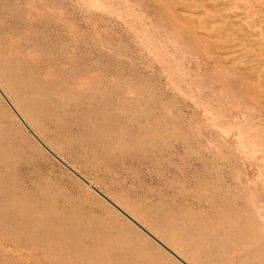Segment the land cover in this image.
<instances>
[{
    "label": "rangeland",
    "instance_id": "374dc122",
    "mask_svg": "<svg viewBox=\"0 0 264 264\" xmlns=\"http://www.w3.org/2000/svg\"><path fill=\"white\" fill-rule=\"evenodd\" d=\"M93 1L96 4L0 0V37L5 45L13 51L18 45L27 58L32 55L80 101L75 113L71 95L66 96L73 106L60 125L65 132L43 122H33V129L103 193L132 209L141 223L136 206L190 223L205 241L209 237L223 242L246 261L264 262L261 53L237 40L234 32L229 35L220 22L198 13L193 0ZM8 116L12 117L11 109L5 113L2 109L0 264H97L98 260L111 264L97 255L84 258L88 256L76 242L74 229L84 230L96 220L94 230L118 224L124 234L121 241L128 240L131 232L130 239L146 246L121 213L88 192L83 181ZM90 121L101 129L102 139L115 143L109 146L105 139L107 145L96 146L98 138L84 130ZM57 217L64 220L59 223ZM76 218L85 224L78 226ZM52 219L63 225L54 227ZM62 232L74 236L66 238ZM58 243L64 246L59 248ZM146 248V253L159 258Z\"/></svg>",
    "mask_w": 264,
    "mask_h": 264
},
{
    "label": "bare ground",
    "instance_id": "6f19581e",
    "mask_svg": "<svg viewBox=\"0 0 264 264\" xmlns=\"http://www.w3.org/2000/svg\"><path fill=\"white\" fill-rule=\"evenodd\" d=\"M92 2L94 4H96L93 0H92ZM125 2H127V1H125ZM160 2H161V0H160ZM173 2H177V1H173ZM179 2H180V0H179ZM193 3L196 5L195 7H196L198 13L201 12V14L204 13L206 16H210L212 19L211 21H213V23L215 21H217V23L220 22L223 25L221 27L224 28V30H228L229 35H230L231 31H232V33L234 32L235 35L236 34L239 35L237 38L236 37L235 38L237 40L239 38V41L243 40V43H246L247 46L248 45L253 46L251 48H253V50L255 48V51H258L256 53H261L260 55L263 57V58L261 57V59L262 60L264 59V0H193ZM188 6H189V4L187 5V7H185V9L188 8ZM192 7L194 8V6H192ZM104 8H106V7H104ZM183 10H184V8H183ZM171 12H173V11L170 10V15L172 14ZM188 13H190V12H188ZM198 13L195 12L196 15H198ZM175 14H176V12H175ZM195 14H193V15H195ZM180 15L181 14H179L178 16H180ZM172 16H173V14H172ZM182 17H185V16H182ZM172 18H174V17H172ZM177 18H179V17H177ZM182 19H184V18H182ZM179 20L180 19H178L176 21H179ZM181 21H183V20H181ZM202 24H204V23H202ZM203 28H207V27L203 26ZM214 28H212L213 31H214ZM193 34L195 35V33H193ZM204 34H206V32ZM234 34H231V35H234ZM208 35H206V36H208ZM214 37H216V36H214ZM229 38H231V37H229ZM240 39H242V40H240ZM13 40H16V38H14ZM234 41H236V40H234ZM229 43L231 44V41ZM243 43H241V44H243ZM237 44H238V41H236V45ZM8 45H5L3 37H0V56H1L0 57V104L2 105V107H4L7 110L11 109L12 117L14 119L13 121H15L14 124L16 123L17 125H20V127L23 126L26 130L28 129L30 131V134L36 138L37 142H39L49 153H51L56 159H58L70 171H72V173H74L81 181H83L85 183L86 187L88 188L87 191L90 190V191H93L94 193H96V195H99L93 189V188H96L102 194H104L118 209L116 207H114L111 203H109L108 201L107 202L110 205H112L119 213H121L126 221H129V222H127V223H129V226H127V227H129L130 230L132 229L133 231L134 230L137 231L138 237H140V239L145 243V245L148 246L149 248H151L152 250H154L156 252V254L159 255V258H158V256H157V258H155V254L153 256L151 253H149V254H148V252L146 253V251H145L147 249L146 246L144 247V245L137 243L138 239L137 240L130 239V238H132L130 235L131 234L130 230H129L130 233L128 234L130 238L127 237L128 240L121 241L120 235L122 236L123 232H122V230H118L121 228V227L119 228L117 226L118 224L115 225V226H117L116 228H114L115 226H113L111 224L110 225L112 227H108V226L104 227V224H103L101 226V228L103 227V230H97V229H99L100 226L98 228L96 227V229L94 230V228L91 227V225H93V223L95 222L94 221L92 224H90V227L87 226L88 227L87 228L85 226L86 229L81 230L80 228H78L76 226H73V225L71 226L70 224H68L67 221L69 220V218H72V217H68V220H65L66 223L68 225H70L71 227L80 229L78 232H75V229L72 228V229H74V234L77 233L76 234V237H77L76 242L78 240L82 246V248L80 247V250H83L84 254L86 256H88V257H84L85 256L84 255L83 256L84 258L89 259L91 256L97 255V256H100V258L104 259L105 261L110 262L111 264H162V262L160 260L166 261L167 262L166 264H264L263 261H253V260L252 261H246V260H244V257L242 255H238L236 253V251H235L236 249L233 250V249L229 248L223 242L216 241V240L211 239L209 237L205 241L204 236L201 234V231L198 228L191 225L190 223L184 224L182 222L171 221L173 219L170 220L168 217H165L164 215H162V213L160 211H159L161 213L160 215H158V214L153 215L152 214L153 212L149 211L151 209H149V210L144 209L142 211V210H140V206H136L138 214H142L141 216L143 218V223H141L137 219L138 215L135 212H133L132 209H130L129 207H128L129 209H127L120 202L117 203L114 200H112L109 196H107L105 193H103L94 184V182L85 178V176H83L76 168L72 167L73 165L71 166L69 163H67L62 157H60L57 154L58 152H55L53 150L52 146H49L47 143H45L38 136V134L33 129V122H41V123L43 122L42 124L45 123V124H48L50 126H56L60 130H62L60 128V125L62 123H64L63 118H65V116L67 114L72 113L71 110H72L73 105L75 108L74 109L75 113L76 112L78 113L79 108H80V101H78V99L75 98V96L72 94L70 89L64 87L65 85L63 86V85L59 84L57 81L58 79L52 78L51 76H49L50 75V74H48L49 70L45 71V69H42V67L40 65V61H39V63L34 62V60H33L34 57L31 55L32 53H29L31 55V57L27 58L21 50H18L19 49L18 45L16 47L18 49H15L14 51L9 49L7 47ZM30 45H31V43H30ZM234 47H235V45H234ZM224 48H225V46H224ZM245 49H246V47H245ZM29 50H28V52H29ZM34 55H36V54H34ZM252 55H253V53L251 52V56ZM258 55L259 54H257L256 59H259ZM37 56H35V57H37ZM257 61H260V59ZM261 61H260V65H262V62H263V61L262 62ZM263 66H264V63H263ZM50 71H52V70H50ZM262 74L264 75V73H262ZM65 84H67V83H65ZM69 84H68V86H69ZM69 94L71 95L70 98H71V101H73L72 103H75L73 105H71V101L69 103L66 102V96ZM2 107L0 106V108H1L0 111L2 113V109H3L4 113H5V109ZM22 110H24V114L22 113ZM103 110H104V108H103ZM2 115H4V114H2ZM10 115H11V113H10ZM5 116H7V115L5 114ZM5 116L2 118H5ZM8 118H10V117L8 116ZM0 121L2 122V120H0ZM3 122H4V120H3ZM14 124H11V125L16 126ZM0 125H1V123H0ZM6 128H7V126H6ZM16 128H17V126H16ZM24 128H22V129H24ZM71 129H72L71 131H75L76 128L73 127ZM85 129L88 131V133H91L92 136L98 138L97 140H94V141H96V143H95L96 146H99V145L105 146L107 144L109 146H112L113 143H115L113 141H110L112 139H108V138L102 139V134L100 131L101 129H99V128L96 129V127L92 124L91 121H90L89 125H87L86 128L84 127V130ZM62 131L65 132L64 130H62ZM53 133H56V132L54 131ZM27 135H28V133H27ZM58 135H60V133ZM94 137H92V138H94ZM100 137H101V140L99 139ZM35 138H34V140H35ZM105 139H106V141H108L107 144L103 143ZM242 139H243V137H242ZM245 144H247V143H245ZM82 146H83V144H82ZM71 147H72V145H71ZM241 147H243V146H241ZM80 148H82V147H80ZM90 149H93V148H90ZM85 150L88 151V149H86V148H85ZM103 150L104 149H102L101 151L103 152ZM258 150H260V149H258ZM94 153H96V152H94ZM81 155H82V153H81ZM100 197H102V196H100ZM119 200H120V198H119ZM134 200H135V198H134ZM100 201H102V200H100ZM257 201H259V200H257ZM141 203H143V202H141ZM101 204L103 206V203H101ZM135 204H137V203H135ZM135 204H131V205L135 206ZM255 204H256V201H255ZM259 206H261V205L259 204ZM258 208H260V212H261V210H262L261 207H258ZM255 210H256V208H255ZM258 211H259V209H258ZM61 212H63V211H61ZM65 215H64V218L67 217ZM171 215L174 216V214H171ZM57 216H61V215L59 214ZM62 216H63V214H62ZM77 217H80V216H77ZM263 217L260 216L261 220L263 219ZM100 218H101V216H100ZM115 218L117 219V216L114 217V219ZM172 218H174V217H172ZM54 219H56V218L54 217ZM57 219H59V217H57ZM77 219L78 218H76V220ZM80 219H81V217H80ZM80 219H78L79 221H77V224H78V222L81 223L83 221V220L80 221ZM82 219H84V218L82 217ZM61 220H64V219H59V223L61 222ZM73 220H74V218L72 219V221ZM51 221H53V219ZM110 221H111V219H110ZM96 222L98 223L97 220H96ZM99 222H101V221H99ZM113 222H114V224L116 223L114 220H113ZM113 222H111V223L113 224ZM117 222H118V220H117ZM52 223L54 224L55 222L53 221ZM63 223H65V222H63ZM82 223H84V222H82ZM82 223H81V226H82ZM104 223L108 224L106 221H104ZM263 223H264V221H263ZM119 224L121 225V223H119ZM123 224H125V223L123 222ZM50 225H52V224H50ZM52 226H50V227L52 228ZM55 226H57V228H58V226L61 227L59 224L58 225L54 224V227ZM70 226H69V228H70ZM78 226H79V224H78ZM123 226H122V228H123ZM127 227L125 230H127ZM65 228H66V226L64 227V230H66ZM53 229L55 230V228H53ZM61 230L64 231L63 228ZM67 230H68V228H67ZM71 230H69V231H71ZM69 231H67V232H69ZM120 231H121V233H120ZM48 232H50V230ZM53 232H51V236H52ZM58 232L61 234V231H58ZM71 232H73V231H71ZM71 232H69V233H71ZM62 233L64 234L66 232H62ZM72 235L73 234H71V235L68 234V237H66L67 236V233H66L63 236H65L66 238H69V236L72 237ZM126 235L124 237H126ZM56 236H57V234L55 235V237ZM61 237H62V235H61ZM71 237H70V239H71ZM50 238H48V239H50ZM54 238L52 240L53 242H54ZM74 238H72L73 241H75ZM48 241H49V243L51 242L50 240H48ZM57 241H59V240H57ZM66 241H69V240L66 239ZM66 241H64V242H66ZM55 243L56 242H54L53 245ZM59 243H60V241H59ZM59 243L57 245L59 248H60V246H62V247L64 246V245H62L63 242L61 245ZM75 244H77V243H75ZM67 245H65V246H67ZM72 246H70V247L68 246V247L71 248ZM74 246H75V248L77 247L76 245H74ZM79 246L80 245H78V247ZM147 251H149V249ZM256 253L257 252H255V254ZM246 255H247V253H246ZM250 255H251V253H250ZM71 257H73V256H71ZM257 257H258V255L256 256V258ZM91 259H92V257H91ZM90 261H92V260H90ZM98 262H99V260H98ZM98 262L96 261L97 264H98ZM99 263H101V262H99ZM103 263H105V262H103Z\"/></svg>",
    "mask_w": 264,
    "mask_h": 264
},
{
    "label": "water",
    "instance_id": "95a60500",
    "mask_svg": "<svg viewBox=\"0 0 264 264\" xmlns=\"http://www.w3.org/2000/svg\"><path fill=\"white\" fill-rule=\"evenodd\" d=\"M95 192H97L100 196H102L106 201H108L109 203H111L114 207H116L104 194H102L99 190H97L96 188H93ZM117 208V207H116ZM118 209V208H117ZM143 229V228H142ZM160 243V242H159Z\"/></svg>",
    "mask_w": 264,
    "mask_h": 264
}]
</instances>
